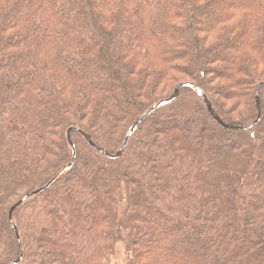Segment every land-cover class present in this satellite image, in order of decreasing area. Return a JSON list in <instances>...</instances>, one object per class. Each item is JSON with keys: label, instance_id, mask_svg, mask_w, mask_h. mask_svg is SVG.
Returning <instances> with one entry per match:
<instances>
[{"label": "trees", "instance_id": "1", "mask_svg": "<svg viewBox=\"0 0 264 264\" xmlns=\"http://www.w3.org/2000/svg\"><path fill=\"white\" fill-rule=\"evenodd\" d=\"M181 83L256 122L264 0H0V264H264V86L247 131L183 88L86 141Z\"/></svg>", "mask_w": 264, "mask_h": 264}, {"label": "water", "instance_id": "2", "mask_svg": "<svg viewBox=\"0 0 264 264\" xmlns=\"http://www.w3.org/2000/svg\"><path fill=\"white\" fill-rule=\"evenodd\" d=\"M264 86V83L261 84L258 89H257V92H256V97H257V106L259 108V119L254 122L253 124L247 126V127H233V126H230V125H226L223 123V121L218 117V115L214 112L211 104H210V101L208 100V98L205 96V94L199 90L196 85L194 84H191V83H181L179 84L174 93L172 94V96L167 99V100H164L162 102H160L159 104L153 106L152 108H150L142 117H140L129 129L127 135H126V138L124 140V143H123V146H122V149L114 156H111L107 151L103 150L101 147L95 145L94 143H92L91 139L89 136L85 135V138H86V141L87 143L89 144V146H91L94 150L98 151L99 153L103 154L104 156L110 158V159H113V160H116V159H119L121 158L125 152L127 151L128 147H129V144L131 142V139L133 138L135 132L137 131L138 127L148 118L150 117L152 114H154L156 111L160 110L162 107L174 102L180 95V92L183 88H194L198 91V94L205 100V103L207 105V108L211 114V116L213 118H215L217 120V122L225 129H234V130H237V131H247L253 127H255L261 120V111H260V100H259V90L260 88H262ZM71 133H72V130H70L68 132V141L69 143L72 145V148H73V161L72 163H70L69 165H67L56 177H54V179L52 181H50L45 187H43L42 189L34 192V193H31L29 195H27L25 198H23L21 201H19L11 210V214H10V222L11 224L13 225L17 235H18V230H17V227L15 226L14 224V221H13V216H14V213L15 211L21 206L23 205L29 198H32L34 196H37L43 192H45L46 190H48L49 188H51L66 172H68L70 169L73 168V166L75 165V162H76V149H75V146L74 144L72 143V140H71ZM19 237V236H18ZM23 260V253H22V256L20 257L19 260H17L16 262L12 263V264H20Z\"/></svg>", "mask_w": 264, "mask_h": 264}, {"label": "rangeland", "instance_id": "3", "mask_svg": "<svg viewBox=\"0 0 264 264\" xmlns=\"http://www.w3.org/2000/svg\"><path fill=\"white\" fill-rule=\"evenodd\" d=\"M126 261L127 256L125 253V248L122 245H118L116 262L117 264H126Z\"/></svg>", "mask_w": 264, "mask_h": 264}]
</instances>
